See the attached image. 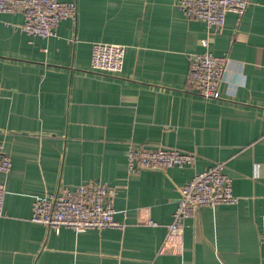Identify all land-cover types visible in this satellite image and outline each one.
<instances>
[{"label": "crops", "instance_id": "1", "mask_svg": "<svg viewBox=\"0 0 264 264\" xmlns=\"http://www.w3.org/2000/svg\"><path fill=\"white\" fill-rule=\"evenodd\" d=\"M59 1L77 3L78 17L48 40L0 13V154L13 163L0 173V264H264V0L221 32L186 19L180 0ZM95 43L126 47L122 74L92 70ZM205 52L231 59L218 100L189 84L190 57ZM141 146L198 162L130 174L127 154ZM215 163L239 203L202 208L171 237L182 187ZM91 183L116 191L124 231L30 221L37 200Z\"/></svg>", "mask_w": 264, "mask_h": 264}, {"label": "built area", "instance_id": "2", "mask_svg": "<svg viewBox=\"0 0 264 264\" xmlns=\"http://www.w3.org/2000/svg\"><path fill=\"white\" fill-rule=\"evenodd\" d=\"M179 9L188 20L204 22L214 32L223 31L227 16L244 17L251 2L249 0H180ZM0 13L22 14L21 30L29 37L48 40L57 37L59 25L65 20L76 21L77 3H62L59 0H0ZM126 47L122 45L95 43L92 46L91 66L96 73L118 76L125 64ZM189 84L206 100L220 99V85L231 63L227 56L211 52L190 57ZM130 174L142 171H166L173 168H194L198 156L163 147L141 146L128 154ZM12 159L0 154V173L9 175ZM7 187L0 184V217L5 215ZM173 222L167 227L171 237L184 234L186 222L194 218L200 209L239 203L234 194L233 179L227 172L226 163H215L209 169L195 174L182 187ZM116 191L100 184L91 183L75 190H63L57 195L39 199L33 205L31 222L49 230L59 232L71 229L77 234L89 231L118 229L124 231L126 224L116 221ZM149 225H159L149 221ZM264 243V230L261 235Z\"/></svg>", "mask_w": 264, "mask_h": 264}]
</instances>
